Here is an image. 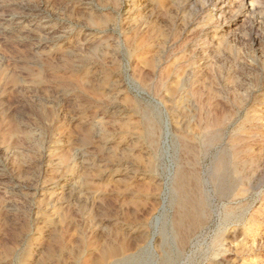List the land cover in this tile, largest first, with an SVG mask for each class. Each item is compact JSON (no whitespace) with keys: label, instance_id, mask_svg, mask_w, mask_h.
Segmentation results:
<instances>
[{"label":"rangeland","instance_id":"1","mask_svg":"<svg viewBox=\"0 0 264 264\" xmlns=\"http://www.w3.org/2000/svg\"><path fill=\"white\" fill-rule=\"evenodd\" d=\"M165 261L264 264V0H0V264Z\"/></svg>","mask_w":264,"mask_h":264},{"label":"bare ground","instance_id":"2","mask_svg":"<svg viewBox=\"0 0 264 264\" xmlns=\"http://www.w3.org/2000/svg\"><path fill=\"white\" fill-rule=\"evenodd\" d=\"M185 182H186V181H185ZM229 215H230V214H229ZM222 236H223V234H222ZM214 239H215V238H214ZM219 241H220V239L217 240V242H219ZM213 249H214V248H213ZM167 259H168V258H167ZM167 259H166V260H167ZM163 263H165V264H169L167 261H165V262H163ZM214 264H221V263H217V262H215Z\"/></svg>","mask_w":264,"mask_h":264}]
</instances>
